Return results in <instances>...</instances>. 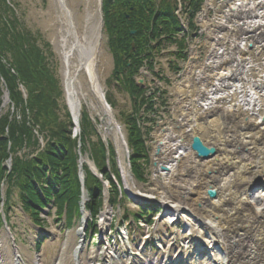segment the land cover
I'll use <instances>...</instances> for the list:
<instances>
[{"label": "bare ground", "instance_id": "6f19581e", "mask_svg": "<svg viewBox=\"0 0 264 264\" xmlns=\"http://www.w3.org/2000/svg\"><path fill=\"white\" fill-rule=\"evenodd\" d=\"M227 1L215 2L223 9L215 24H221L226 32L215 29L216 43H221L211 45L205 75L200 70L193 73H198L196 77L191 74L177 94L185 98L174 108L182 124L158 136L164 141L159 154L166 168L153 180L161 191L144 190L132 176L126 129L118 111L109 109L103 100L109 71L105 61L109 65V60L100 0H49L42 12L48 16L44 25L58 60L65 101L75 120H80L85 105L93 117L109 114L112 124L106 133L117 146L126 187L136 200L158 195L164 206L155 229L163 231L162 235L156 231L154 235L161 246L167 239L168 248L160 254L145 253L144 240L131 254H138L142 263L264 264V0ZM214 67L226 73V81L215 77ZM206 86L210 88L205 93ZM193 137L214 148V154L200 158L190 146ZM157 154L155 150L154 158L163 162ZM88 160L89 156L81 159L83 163ZM209 189L216 191L214 197L208 194ZM102 219L105 236L109 213ZM176 223L184 224V230H178ZM166 224L174 228L170 234H166ZM84 240V227L70 230L51 264H127L121 250L112 255L106 248L88 249ZM203 245L210 256L201 252ZM11 248V264H47L43 255L28 259L18 246ZM5 255L2 251L1 256ZM103 255L106 259L102 262L99 258ZM137 258L134 256L139 264ZM1 264H8L7 257Z\"/></svg>", "mask_w": 264, "mask_h": 264}, {"label": "trees", "instance_id": "16d2710c", "mask_svg": "<svg viewBox=\"0 0 264 264\" xmlns=\"http://www.w3.org/2000/svg\"><path fill=\"white\" fill-rule=\"evenodd\" d=\"M103 5L106 29L110 36V47L116 61L115 73L127 72V89L132 95L140 93L141 91L135 87L133 76L141 64V55L148 49L150 39L160 35L159 25H162L168 33L172 28L178 29L173 9L166 0L162 1L159 7L155 0H104ZM9 11L11 8L5 0H0V22H2L0 77L2 76L6 81L16 107L21 109L22 120L17 118L11 120L8 114L0 118V182L5 175L2 161L8 156L9 143H12L13 151L20 148L26 140L30 144L33 143V130L29 125V118L33 117L34 123L39 124L42 130H47L56 141L50 143L44 153L29 162H23L19 157H15L13 173L8 176V179L12 181L15 177L17 178L16 183L22 190L21 196L29 207L30 198L41 201L33 177L44 181L46 168L50 166L55 183L62 185L60 192L56 193L60 214L64 210V205L67 204L70 224L74 214L79 215L81 194L75 153L77 141L70 135L72 123L70 120L60 121L59 119L57 99L61 96V89L58 80L47 67L41 49L36 45L38 38L26 28L18 30L17 18L7 21ZM12 13L15 15L14 12ZM131 30H136L135 35L130 33ZM7 53L12 56L11 63L3 61ZM12 69H15L16 73H13ZM18 81L28 88L29 98L26 105L21 93L17 90ZM2 94L0 86V104ZM84 117L86 129L83 135L86 136L90 134L89 128L92 124L87 114ZM126 122L129 128V142L134 149L133 170L137 176L141 177L142 174L136 162L138 158L145 155L144 140L135 118L129 117ZM92 148L96 162L105 173V177L112 182L114 196H118L119 191L110 173L106 170V149L103 142L92 143ZM112 162L113 170L120 178L113 155ZM16 173L18 176H15ZM50 187L46 190L48 196L54 194V185L51 184ZM86 187L91 195L88 207L93 214H96L102 204V182L88 172ZM33 214L37 216L36 211Z\"/></svg>", "mask_w": 264, "mask_h": 264}, {"label": "rangeland", "instance_id": "374dc122", "mask_svg": "<svg viewBox=\"0 0 264 264\" xmlns=\"http://www.w3.org/2000/svg\"><path fill=\"white\" fill-rule=\"evenodd\" d=\"M12 1L13 5L15 6V9L17 11V16L19 17L20 21L31 31L40 34L41 35V40L40 43H42L41 45L44 44H48L49 47L46 48L48 50V53H51V56L49 57V61H50V65L54 71V73L56 74V76L58 77V79L60 80V86L62 87V82L61 79L59 77V70H58V63H57V57L55 55V53L53 52V48H52V44L49 40V30L47 28H45L44 25V19H46V17H48L46 14H44V16L42 15L43 10H47L48 8V0H10ZM171 3H173V0L170 1ZM213 14V13H212ZM104 35H105V44L108 46V35L107 33L104 31ZM201 36H203V39L200 40ZM206 34H201L200 30L199 33H197L196 35H194V44L198 45L197 51L202 53V57L199 58V61L202 62L204 60L205 57H203L204 55V51H205V45L203 43V41H205ZM264 40V39H263ZM226 64V63H225ZM163 68H164V64H162ZM107 67V64H106ZM109 69H111V67L109 66ZM112 70V69H111ZM111 70H109L111 72ZM112 73V72H111ZM111 73L109 75V77L107 78V95L112 97V100L114 101V108L119 112L118 113V117L120 118L121 122L124 125V119L125 117L122 116L121 114L128 112L131 109V103L129 100L128 95L122 91L119 86L116 84V82H110V76ZM151 87L154 88H158V84L152 80L150 82ZM63 89V87H62ZM169 97V96H167ZM65 96L64 94H62V98L60 100V105H61V114L64 115L63 113H65V110H63V106H65ZM158 107L160 108L161 102H158ZM67 106V104H66ZM9 105L5 106V110H8ZM172 108L173 105L171 106L169 100H166V104H165V110L163 111L166 120L173 118V112H172ZM84 110H87V107L85 105ZM161 111V109H158ZM159 115V114H158ZM161 115H159L160 117ZM156 118V122H158L160 120V118ZM162 118V117H161ZM148 124H150L148 122ZM164 126H168V124H165ZM158 128H156L155 123L153 125V127L150 129V139H152V134L153 132L156 133ZM155 139V137H154ZM24 150V149H23ZM150 186H152L153 188H155V186H153L152 184H150ZM16 196V194H14ZM131 201V200H130ZM129 200H127L125 203L122 201V203H120V205H116L114 206V210L117 212L116 216H118V208H129L131 211L134 208H131L133 206L134 203L132 202V204L130 203ZM19 199H15V203H12L13 206H15V209H13V211L11 212L13 215V217L16 220H13V222L15 223L14 225H12V232L15 235L18 243L22 244V246H24V248L28 247L30 249V241L35 240L38 235H39V231L34 229L31 224H30V220L31 217L27 214H24L22 212V210L19 208L20 204H19ZM157 206L162 207L161 204H157ZM137 207V205H136ZM18 208V209H17ZM17 209V210H16ZM103 212V210L101 211V213ZM51 216V220H53L54 217L53 215ZM101 216V215H100ZM12 217V218H13ZM90 217V216H89ZM88 217V218H89ZM115 220H117L115 218ZM79 226L78 224L76 225V222L74 224V227H72L71 229H68L67 227L64 226V224H62L61 222H56L54 220L51 221L50 224L46 225L44 227V232L42 231L43 235H45L47 238L45 240V242L43 243L40 251H36L35 249H31L32 251H30L31 253H26L27 255L29 254H34V256H38L40 254L43 255V258H45V261L47 264H51L52 261L55 260V254H57L59 252V248L61 246V244L66 240L67 236H68V232L69 230L72 229H77ZM4 231V228H3ZM150 233V232H149ZM99 236V232L96 234ZM143 236H148L146 235V232H142ZM87 240H86V244L89 245V249L92 247V245L95 246H99L97 245V239L92 235H90L88 233L87 235ZM142 236V237H143ZM78 240L81 239L80 236L76 237ZM36 241V240H35ZM94 242V244H93ZM26 254H24V256H26ZM101 259V260H100ZM100 261H104L102 258H99ZM1 262V260H0Z\"/></svg>", "mask_w": 264, "mask_h": 264}, {"label": "water", "instance_id": "95a60500", "mask_svg": "<svg viewBox=\"0 0 264 264\" xmlns=\"http://www.w3.org/2000/svg\"><path fill=\"white\" fill-rule=\"evenodd\" d=\"M105 101V100H104ZM106 103V101H105ZM191 147L194 151H196L197 155L202 158L210 157L214 154L215 149L205 145L199 137H194L191 143ZM209 195L214 197L216 192L214 190H209Z\"/></svg>", "mask_w": 264, "mask_h": 264}]
</instances>
